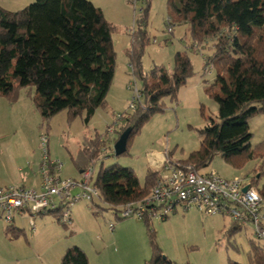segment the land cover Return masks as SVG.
Listing matches in <instances>:
<instances>
[{"label": "trees", "instance_id": "16d2710c", "mask_svg": "<svg viewBox=\"0 0 264 264\" xmlns=\"http://www.w3.org/2000/svg\"><path fill=\"white\" fill-rule=\"evenodd\" d=\"M166 2L168 24L187 23L191 47L212 41V53L204 58L203 71H215L212 83L205 90L217 103L216 117H208L204 127L198 130L202 137L199 148L185 159L174 158L168 151L169 157L181 165H190L197 172H205L202 170L217 154L236 168L247 160H262L259 150L250 145L252 133L248 119L258 113L264 117V0ZM145 25V16L136 20L130 47L125 49L131 74L140 81L137 87L140 98L134 109L121 113V120L109 125L118 137L130 128L127 146L143 123L162 110L161 99L174 98L193 74L185 50L174 53L171 71L156 65L148 73L142 71L141 55L149 41ZM113 30L114 26L104 18L101 9L89 0H34L15 11L0 6V96L12 104L18 100L21 89L33 87L31 101L45 131L49 119L62 110H66L69 120L83 115L87 123L98 108L107 105L105 96L115 63ZM107 140V128L103 135L90 139L82 150L87 160L84 165L74 161L77 168L82 171L93 166L105 150H112L106 147ZM47 158L50 159L48 151ZM253 171L251 183L264 198V183L258 187L260 174L256 169ZM48 172H52L51 166ZM160 172L148 169L144 183L140 184L132 168L117 163L106 167L100 164L91 177L98 195L90 204L111 209L121 219L118 216L121 208L146 197ZM55 211L48 212L55 214ZM56 218L60 222V216ZM141 220L147 227L151 247L150 257L144 264H177L164 256L155 242L149 227L151 219ZM230 222L225 231L226 242L236 249L232 237L242 228ZM3 233L7 238L17 239L23 229L6 223ZM248 260L249 264H264V245L251 242ZM60 264H88V258L80 246L71 245L62 253ZM228 264L241 263L229 261Z\"/></svg>", "mask_w": 264, "mask_h": 264}, {"label": "rangeland", "instance_id": "374dc122", "mask_svg": "<svg viewBox=\"0 0 264 264\" xmlns=\"http://www.w3.org/2000/svg\"><path fill=\"white\" fill-rule=\"evenodd\" d=\"M33 1L0 0V6L15 11ZM89 1L99 7L104 18L114 26L111 38L115 63L113 78L105 96L107 105L98 108L87 123L83 121V115L69 120L66 110H62L49 119L45 131L41 117L31 101L34 88L20 90L18 105L22 109L18 108L16 133L12 134L14 125L10 129L12 133L7 129L10 123L0 111V135L5 137L0 140V167L13 168L11 176L17 182L25 180L27 183L23 184L27 187H30L27 176H31L34 182L42 161L40 134H47L50 158L62 164L61 178L79 179V169L74 161L79 163L87 160L82 150L88 146L89 140L97 134L103 135L107 126L114 125L116 114L130 112L129 105L136 101L135 88L140 87V81L135 80L131 74L129 56L125 49L130 47L131 32L136 20L143 16L146 17L149 41L141 55L142 71L148 73L154 65L171 71L174 53L185 50L191 60L193 74L180 86L174 98L166 96L161 99L162 110L153 113L140 130L130 137L124 153L114 155L113 150H105L93 163L94 172L100 164L106 167L117 163L132 168L139 183L143 184L147 169L152 168L148 155L151 150L167 148L174 158L185 159L200 146L202 137L198 130L204 127L208 117L215 118L217 115V103L205 90L212 83L215 71H203L204 58L212 53V41L207 40L199 47H191L192 38L187 23L173 22L172 32L168 31L167 0ZM248 125L252 133L250 145L259 150L262 160H247L240 168H236L217 154L202 171L214 170L229 179L241 177L248 181L254 177L253 170L256 169L260 174L257 184L261 187L264 183L263 115L258 113L249 118ZM117 137L116 132L108 134L106 147L112 148ZM11 139L17 141V148L14 142H10ZM18 167L22 171H16ZM39 188L40 184L36 189ZM77 191L74 189L72 192ZM63 210L55 214L47 212L43 215L17 216L13 225L23 229V234L13 244L3 238L2 230L6 222L0 219V261L6 264H60L62 253L71 245L83 246L91 254V264H144L149 259V235L141 219H117L113 210L102 205H92L83 198L70 204L69 224L63 223L61 219L57 221L56 215ZM110 222L121 225L116 236L109 234L112 233ZM149 224L163 255L177 264H228L229 261L249 264L250 243L259 242L252 236L250 227H246L233 235L236 249L231 247L225 237L230 220L221 215H205L197 208L186 212L178 208L165 219L152 218Z\"/></svg>", "mask_w": 264, "mask_h": 264}, {"label": "built area", "instance_id": "2783aa9c", "mask_svg": "<svg viewBox=\"0 0 264 264\" xmlns=\"http://www.w3.org/2000/svg\"><path fill=\"white\" fill-rule=\"evenodd\" d=\"M167 29L171 32V26ZM139 98L138 89L135 88L136 101L130 103L129 110L136 107ZM121 118L122 114H116L114 124ZM112 132L113 127L108 126L107 133ZM39 139L43 146L39 168L40 188L20 185L0 187V219L6 223H12L17 216L24 214L33 216L64 208L59 216L65 224H69L70 204L79 198L91 202L98 195L96 188L91 184L94 173L92 165L81 171L79 179H62L61 162L47 158L46 134H40ZM49 166L52 168L51 173L48 172ZM159 170L160 176L149 194L139 201L125 204L118 212L119 217L165 219L178 208L184 211L197 208L205 215L224 216L241 228L250 227L254 239L264 245V198L250 179H229L214 170L197 172L190 165H181L172 160L167 148L163 151ZM245 185L247 188L243 191ZM74 189L78 191L73 193ZM30 223L32 224V220ZM109 227L112 229V222Z\"/></svg>", "mask_w": 264, "mask_h": 264}, {"label": "crops", "instance_id": "0c3cea01", "mask_svg": "<svg viewBox=\"0 0 264 264\" xmlns=\"http://www.w3.org/2000/svg\"><path fill=\"white\" fill-rule=\"evenodd\" d=\"M171 32H172V27H171ZM18 102H19V98H18V100L16 102L10 104V103L7 102V100L4 97L0 96V111H1L2 115L5 117V119L8 120V122L10 123L9 126L7 127V129L11 132L12 130H10V129L13 127L12 125L15 126V129L13 130V133L11 132L12 134L16 133V131H17L16 117H17L18 108L22 109V107H20L18 105L19 104ZM13 120H15V122ZM12 121L14 122V124L12 123ZM4 138H5L4 135H0V140L1 141ZM10 142L11 143L14 142V145L17 148V143H16L17 141H13L11 139ZM1 151H2V148L0 147V153H1ZM47 151H48V149H47ZM163 151L164 150H151V152L148 155L150 157V163H151V167L152 168H148V169H150V170H159L160 169L162 156H163ZM48 156H49V158L51 157L49 151H48ZM41 162L42 161H40L39 167L37 168V179L35 178V181L32 182L31 180H33V179H31V176L30 177L27 176V179L30 181L29 182L30 183V188H38L39 187V184H40V181H41L40 180V173H39L40 172L39 168H40ZM83 162H84V160L79 162L78 164L79 165H84L85 162L84 163ZM11 171L14 172V169L11 168L10 166L6 167V168H1L0 167V187L1 186L16 185V184L20 185V183H21V186L27 187V186H25L26 184H23V182H25V183H27V182L25 180H20L21 182H19V181L17 182V180L14 177L11 176L12 175ZM16 171H22V170H21V168L18 167ZM80 173H81V170H79V175H80ZM24 179H26V177H24ZM120 226H121L120 223H118L117 225L114 224L112 229H111L112 233H109V234L112 235V236H116L119 233V231H120ZM137 227H138V223H137ZM138 228H140V227H138ZM2 235H3V238L5 240L11 242L12 244H13V242H15V240H18V239L7 238L4 235L3 230H2ZM80 247L85 251V253L87 255L88 264H91V261H90L91 260L90 259V255L91 254H89L87 252V250H85V248L83 246H80ZM97 254H98V252L96 253V256L98 257ZM99 260H101V259H99ZM2 263H5V262L0 261V264H2Z\"/></svg>", "mask_w": 264, "mask_h": 264}, {"label": "water", "instance_id": "95a60500", "mask_svg": "<svg viewBox=\"0 0 264 264\" xmlns=\"http://www.w3.org/2000/svg\"><path fill=\"white\" fill-rule=\"evenodd\" d=\"M130 128H126L118 137V139L114 142L112 150L114 155H120L125 152L127 148V140L129 137ZM247 186L243 187V191H245Z\"/></svg>", "mask_w": 264, "mask_h": 264}]
</instances>
